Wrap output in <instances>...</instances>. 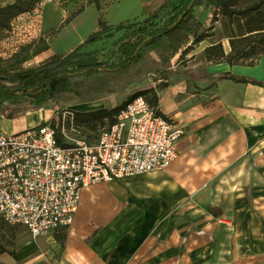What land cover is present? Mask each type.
Instances as JSON below:
<instances>
[{
	"label": "rangeland",
	"instance_id": "374dc122",
	"mask_svg": "<svg viewBox=\"0 0 264 264\" xmlns=\"http://www.w3.org/2000/svg\"><path fill=\"white\" fill-rule=\"evenodd\" d=\"M234 1L231 8L235 14L230 17L222 15L213 6H205L204 11L211 12L212 18L208 24L202 26L199 34L212 43L221 45L222 50L223 47L230 51L232 49V56L238 64L253 66L260 61L264 63V6L250 10L255 7L256 0ZM86 2L87 0H0V7L15 5L20 11L10 20L7 28L0 29V73L15 75L38 68L55 73L64 70L59 61L76 47L67 54L49 59L41 60L37 57L48 48L51 37L57 34L58 37L51 44L55 52L74 47L79 39L84 38L85 46L79 49L81 56L93 53L100 62L117 64L120 61V57L115 54L118 46L136 42L143 35L131 36L132 29L126 28L112 31L111 37H106L107 32H102L99 37L89 38L98 31V18L101 16L93 5L87 6L83 13L74 18L73 22L71 21L72 23L52 35L65 18ZM148 16L125 21H130L128 27H132L133 24L137 29L141 21ZM160 16L156 23H161L165 18L164 13ZM102 20L104 21L103 17ZM252 28H263V30L243 38ZM101 39L110 40L104 46L95 43V40ZM196 44L192 38L189 46L179 48L176 53L170 49L150 51L137 64L127 69H113L99 76L84 78L69 73L72 77L71 93L48 102L44 109L27 111L8 104L0 106V129L10 134L49 121L60 133L63 125L61 122L64 121L66 137L62 140L65 144L75 141L93 143L101 130L108 125L107 121L81 122L75 120L74 113L103 108L112 110L129 102L135 96H143L157 111L165 112L167 117L183 126L182 139L187 138L184 140L199 147L201 142L215 139L217 135L216 130L209 127L211 120L193 119L191 125L189 120L179 115L184 108H188L189 113L196 112L202 105L205 109L211 110L221 108V103L217 104L215 100L221 97L223 87L221 81L212 82L203 79L198 85L192 81L188 87L185 86L184 75L187 76V72L183 71L206 74L209 70L207 63H221L219 56L212 52L204 51L191 57L193 52L189 50H195ZM186 47H188L187 53H183L182 49ZM73 68L74 66L71 65L68 69ZM161 71H165L169 78L158 79ZM17 111H22L24 114L17 115ZM12 115L14 117H11ZM225 120L234 125L235 116L227 112ZM204 122L207 125H203ZM235 128L234 126L226 128L228 142L237 140ZM253 134L255 136L252 137L251 142H254V145L245 146V150L239 156V158L251 159V167H247L248 171H246L248 175L250 174V179L246 174L245 181L195 183V193L189 199L197 210L201 211L204 208L215 220L221 218V202H225L226 215L229 214L228 208L235 211L234 215L230 213V217H234L237 221L246 219L250 215L249 211L257 218V227L251 231L233 228L221 230V264H264V129L256 128ZM196 153H203V150L199 149ZM227 153L233 155L240 151L228 149ZM244 173L242 172L241 175ZM98 190L110 192L106 184L99 186ZM226 191L231 193L236 191L238 194L232 196ZM221 193L224 195L222 198ZM88 201V196H85L83 205L89 206ZM92 204L96 203L92 202ZM227 216L229 218V215ZM66 237L67 230L52 235L32 237L25 227L8 225L0 218V264H25L32 256L40 253L57 256L59 249L64 246ZM235 237L239 238L235 239ZM250 237L253 244L257 245V252L252 256L245 254L242 260L237 259L235 243L243 252L249 247ZM214 262L211 260V264Z\"/></svg>",
	"mask_w": 264,
	"mask_h": 264
},
{
	"label": "crops",
	"instance_id": "0c3cea01",
	"mask_svg": "<svg viewBox=\"0 0 264 264\" xmlns=\"http://www.w3.org/2000/svg\"><path fill=\"white\" fill-rule=\"evenodd\" d=\"M166 1L102 0L99 14L107 26H111L125 20L144 18ZM204 8V5L194 8V16L202 26L212 18V13L205 12ZM57 37L58 34L51 37L48 48L37 57L45 60L64 55L85 42L81 38L74 47L55 52L51 44ZM167 38L182 48L189 46L192 40L184 25L168 33ZM110 39L95 40V43L104 46ZM215 44L204 38L195 45V50H189L193 52L190 56L203 53L205 48ZM223 52L226 56L230 49L223 47ZM206 65L209 68L206 74L183 71L187 72V76L184 75L185 86L188 87L192 81L198 85L202 80L199 78L201 75L225 72L264 83L262 61L253 66H231L224 60ZM215 81H221L223 87L221 97L215 100L217 104L221 103V108L211 110L202 105L192 113L184 108L179 115L189 120L191 125L193 119H210L209 127L217 132L215 139L201 142L198 147L184 140L187 138H181L176 145L177 159L166 169L98 183L84 189L73 223L67 229L64 246L59 249L57 256L51 253L35 254L25 264H211V260L215 261L212 264H221V230L233 228L251 231L257 227V218L249 211L250 215L246 219L237 221L230 217V213L234 215L235 211L229 208L227 218L224 213L225 202H221V218L215 220L204 208L197 210L189 199L195 193V183L245 181L251 159L239 156L245 146L254 145L251 142L255 136L253 131L256 128L264 129V88L227 79ZM227 112L235 116L234 125L225 120ZM162 114L167 117L165 112ZM202 124L207 125L206 122ZM229 126L236 127L238 138L234 142L227 141L225 130ZM199 149L203 153H196ZM228 149L240 153L230 155ZM242 172H245L244 175H241ZM247 178L250 179V174ZM102 184L108 186L109 193L98 190ZM226 192L232 196L238 194L236 191ZM85 196H88L89 206L83 205ZM223 196L221 193V198ZM251 240L252 237L248 239L249 247L243 252L235 243L237 259L242 260L245 254L252 256L257 252V245Z\"/></svg>",
	"mask_w": 264,
	"mask_h": 264
},
{
	"label": "built area",
	"instance_id": "2783aa9c",
	"mask_svg": "<svg viewBox=\"0 0 264 264\" xmlns=\"http://www.w3.org/2000/svg\"><path fill=\"white\" fill-rule=\"evenodd\" d=\"M183 135L143 96L121 107L93 143L61 145L49 121L10 134L0 129V218L32 237L67 230L84 189L166 169Z\"/></svg>",
	"mask_w": 264,
	"mask_h": 264
},
{
	"label": "trees",
	"instance_id": "16d2710c",
	"mask_svg": "<svg viewBox=\"0 0 264 264\" xmlns=\"http://www.w3.org/2000/svg\"><path fill=\"white\" fill-rule=\"evenodd\" d=\"M101 1L102 0H87L86 3L81 4L59 24L52 35L59 33L60 30L67 26L74 18L83 13L85 8L89 5H93L99 12L101 10ZM191 2H193V6L188 9ZM234 3V0H167L156 11L141 21L137 29L133 27V24L132 27H128L131 24L130 21H125L115 26H107L100 16L98 18L99 30L91 34L89 38L99 37L102 32H107L105 36L111 37L112 31H119L126 28L127 30L129 28L132 29L131 36L143 35V37L136 42L118 46L115 54L120 57V61L117 64L100 62L93 53H87L85 56H81L79 49L85 44L82 43L59 61L64 68L61 72L55 73L46 71L44 68H38L16 73L15 75L0 73V106L8 104L14 108L26 109L27 111L41 110L45 108L48 102L55 101L62 95L71 93L72 77L69 76V73H75V77L90 78L107 73L116 67L119 69H127L137 64L150 51L170 49L172 52L176 53L177 50L181 48V45L172 44L168 40L167 34L179 28L181 25L187 28L189 35L193 38V42L199 43L204 37L199 34L202 25L194 17V8L203 5L213 6L217 8L222 15L230 17L235 14L231 8ZM260 6H264V0L257 1L255 7H252L250 10H257ZM18 12L20 13L15 5L0 7V29L7 28L10 20L15 17ZM163 13L165 14L163 21L161 23H156ZM181 16L182 18L177 22ZM261 30H263V28L249 29L246 33L247 36L243 38L252 36L253 32ZM230 45L232 46V43H230ZM187 49L188 47L182 52H186ZM204 51L205 53L212 52L217 54L221 60L226 61L231 66L238 64L232 56V49L230 53L225 56L219 44L207 47ZM71 65L74 66V68L68 69ZM165 78L169 77L165 74V71H161L158 79ZM199 78L212 82L215 80L227 79L236 83L251 84L264 88V83L261 81L235 75L230 72L199 76ZM124 105L112 110L103 108L84 113L76 112L74 113V118L77 121L86 123L103 122L106 120L109 125L113 122L114 116L119 109ZM17 112V115L24 114L22 111ZM11 117L14 116L12 115ZM56 131L59 144L66 145L60 138L57 129ZM61 231L66 230L63 229Z\"/></svg>",
	"mask_w": 264,
	"mask_h": 264
},
{
	"label": "water",
	"instance_id": "95a60500",
	"mask_svg": "<svg viewBox=\"0 0 264 264\" xmlns=\"http://www.w3.org/2000/svg\"><path fill=\"white\" fill-rule=\"evenodd\" d=\"M192 6H193V2H191V3H190V5H189L188 9H190ZM181 18H182V16H181V17H179V19H178V21H177V22H179V20H180ZM114 69H118V68H114Z\"/></svg>",
	"mask_w": 264,
	"mask_h": 264
}]
</instances>
